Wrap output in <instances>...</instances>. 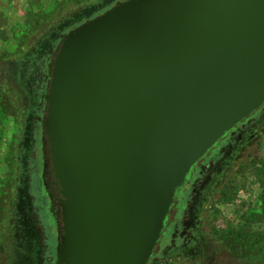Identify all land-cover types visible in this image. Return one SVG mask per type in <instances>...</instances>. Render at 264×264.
I'll list each match as a JSON object with an SVG mask.
<instances>
[{
    "label": "water",
    "instance_id": "95a60500",
    "mask_svg": "<svg viewBox=\"0 0 264 264\" xmlns=\"http://www.w3.org/2000/svg\"><path fill=\"white\" fill-rule=\"evenodd\" d=\"M263 104L264 0H118L71 27L40 117L53 264H148L192 166Z\"/></svg>",
    "mask_w": 264,
    "mask_h": 264
},
{
    "label": "rangeland",
    "instance_id": "374dc122",
    "mask_svg": "<svg viewBox=\"0 0 264 264\" xmlns=\"http://www.w3.org/2000/svg\"><path fill=\"white\" fill-rule=\"evenodd\" d=\"M115 1L0 0V264L54 258L55 226L40 190L35 134L42 95L35 97L31 63ZM246 144L218 156L220 171L212 174L195 222L170 224L155 264H264V129Z\"/></svg>",
    "mask_w": 264,
    "mask_h": 264
},
{
    "label": "flooded vegetation",
    "instance_id": "af4514ba",
    "mask_svg": "<svg viewBox=\"0 0 264 264\" xmlns=\"http://www.w3.org/2000/svg\"><path fill=\"white\" fill-rule=\"evenodd\" d=\"M53 48L51 49L44 48L43 50H41L40 54L31 63V67L33 68V74L30 73L29 78L32 79L35 78V81L33 82L35 84V86L33 87L35 92V97L37 99H40V96L42 95L41 97L42 107H43L46 66ZM263 129H264V104L257 111L252 113L247 119L243 120L242 122H239L236 125V127L226 132L208 150V152L200 159V161L192 166L186 177L185 183L176 194V201L172 207V212L165 221L164 230L161 239L159 241L158 248H160L163 239L169 236L171 230L170 224H172L175 220L178 221L179 219H181V222L183 224L188 223L191 225L193 224V222H195V217H196V213L198 212L199 206L201 205L202 201L206 198L207 194L209 193L208 192L210 186L209 181L212 178V174L213 172H215L216 174L217 172L220 171V166L219 165L215 166L216 164H220V161H218L217 159L218 156L220 155L227 156L230 153V151L235 148L234 145L236 146L240 142L243 143L245 142L247 144L251 143L253 140L257 139L261 135ZM35 134L39 137V143L38 146L37 145L36 146L39 150V156L41 157V170H42L43 155L41 151L40 128L35 132ZM248 146L249 145H247L246 147L248 148ZM39 183H40L41 193H43L42 194L43 197L46 198L47 204L49 205L48 210L50 212L51 217L53 218V213L55 211L53 194L49 191L50 192V196H49L45 192L41 178V172L39 175ZM208 224L209 223L207 222V225ZM53 225H54V220H53ZM175 226H178V222L175 224ZM181 235L183 236V233H181ZM55 238H56V231H55ZM154 254L150 258L148 264L156 263L157 260L155 259ZM51 264H53V260Z\"/></svg>",
    "mask_w": 264,
    "mask_h": 264
},
{
    "label": "trees",
    "instance_id": "16d2710c",
    "mask_svg": "<svg viewBox=\"0 0 264 264\" xmlns=\"http://www.w3.org/2000/svg\"><path fill=\"white\" fill-rule=\"evenodd\" d=\"M41 190V189H40Z\"/></svg>",
    "mask_w": 264,
    "mask_h": 264
}]
</instances>
